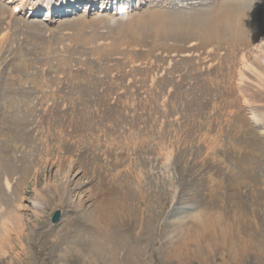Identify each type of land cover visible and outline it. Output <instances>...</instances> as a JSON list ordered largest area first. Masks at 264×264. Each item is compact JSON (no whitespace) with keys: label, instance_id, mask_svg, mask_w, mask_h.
<instances>
[{"label":"bare ground","instance_id":"bare-ground-1","mask_svg":"<svg viewBox=\"0 0 264 264\" xmlns=\"http://www.w3.org/2000/svg\"><path fill=\"white\" fill-rule=\"evenodd\" d=\"M74 1L76 0H7V2L0 0V230L7 231L9 227H12L18 234L25 230L26 222L22 212L24 203L19 189L23 184L22 181L27 179L32 167L42 163H49L51 167L56 168L57 179L60 180V186L57 190L61 195L60 201L66 199L70 194L79 197L78 201L72 202L73 209H76L77 215L82 218V227L85 228L84 233L86 232L90 236L95 251H99L101 254L106 252L109 255L108 260L104 264H117L115 256L119 252L120 244L128 245V248L124 247L121 249L123 254H125L124 262L127 264H148L143 261L139 254V249L126 242L127 235L124 233L129 228H132L131 230L135 236L138 234L144 236L150 232L149 222L146 221L141 226L136 225V210L134 207L132 208V204L128 200L131 197H140L138 200L145 199L144 191L140 189L138 192L139 196H137L132 190L127 188V185L132 186L131 181H128L127 184L124 182L119 188L114 187V183L116 184V181L120 179L118 178L120 173H110L106 165H104L105 157L103 156L111 151L104 149L113 145L110 142V138L106 140L104 129H109L110 131L111 127L114 126L111 124L115 119L112 115L114 107L103 110L106 114L105 120L107 117L111 118V120H108L109 122L106 121L104 123L106 128H103V130H98L96 128L97 122L95 123L92 120V113L90 114L88 109L90 106L89 104L87 105V103L91 104V102L86 103L84 110L81 108L80 111H75L71 110V108L66 112L69 116L59 118L63 113L59 115L57 107L55 108L54 106V103L58 102L56 97L58 89H53L57 81L54 79L55 77L49 78L42 73H45L46 70L51 72L53 67L54 69L56 68L55 72L58 74L66 72V70L63 71L64 59H62L64 64L60 66L52 64L54 60L59 58L60 52L64 53L61 55L64 56L70 51L64 48V46L67 47L66 44H59L63 40L60 39L59 42L51 40L53 44H56L57 48V52L53 57L48 55L47 57H42L34 65L33 62L23 59L27 54L35 56L46 51L47 40L44 37H47V34L41 32L43 33L41 35L40 30L34 27V21H28L25 23L24 28H29L30 32L36 30L37 34L30 39H25L22 34L23 30L18 26L19 19L15 20L17 23L13 21V18H15L14 8L19 7L20 11L18 13H20L25 6H28L26 8L29 10L27 16L30 17L32 15L30 14L31 11L36 12L44 7L47 8L49 13L53 7L65 6L69 3L72 4ZM92 2L94 3L93 0ZM215 3V5H210V7L207 6L208 8L205 7L206 9H203V11H195L193 13L182 12L167 15L164 11L149 9L147 12L128 18L125 17L126 19L124 20L117 19L120 20L118 21V26H122L123 29L119 28L122 30L121 36L118 37V40L113 38L112 42L119 43L124 40L121 39L123 37L129 44L133 45L141 43L139 36L154 37L160 35L159 42L153 45V51L162 49L168 54L176 52L175 57L166 56L164 61L157 60L154 64H148L144 71L141 70L137 75L133 76L130 74L124 77V81H128L127 83L131 82L132 79H136V83L143 80L140 81V84L147 85H139L136 88V85L132 83L130 85H122L123 91L146 93L143 98H146L147 102L141 100V103H139L142 106L146 107L148 100L150 101L152 98L158 101V107L155 109L152 108L153 105L154 107L156 106L154 103H149L148 105V126L145 125L147 131L148 128L155 125L154 121L156 119L159 120V123L168 117H171V120L173 118L175 121L178 119L176 123H170L168 128L163 127V129H160L159 126L162 128L161 125L154 126L155 134H158L156 138L159 144V147L156 145L158 149H156V158L154 159L161 162L171 161L173 154L176 152L172 144H176L178 148L182 145L183 138V144L185 145L187 136H190L195 140L196 146L193 148H197L199 142H201L199 146L204 148L203 154L199 153V151L194 152L192 159L200 161L209 159L210 165L215 163L219 165L221 162L225 165L222 157L213 153V147L216 145L221 146L223 144L222 136L225 135L224 144H228L229 147L233 144L232 147L236 151V155L238 157L244 156L243 160L238 161L228 171L230 172L228 178L230 180L232 178V181H235L233 173L238 175V172L241 174L245 170L250 171L257 164L255 158H257L261 150L259 148V143H261L259 135L264 132L261 131L264 130V0H219L218 3ZM51 18L54 17L51 16ZM103 19L98 18L97 20L100 25L104 24L106 26L103 23ZM63 23L66 22H59V24ZM79 26L82 29L84 27L80 24ZM168 40H172V45L167 44ZM191 41H194V45H188ZM85 43L87 44V42ZM122 43L124 42L122 41ZM178 43H181V45L178 46ZM114 45L109 46V48H113ZM149 45L151 43L147 46ZM38 46H40V49H37ZM6 48L8 49L6 50ZM62 48H64L63 51H58V49L61 50ZM4 49L6 50L5 52L3 51ZM71 52L72 54L79 53L77 51ZM7 53L9 54L7 55ZM90 53L97 55L96 61L98 63L102 56L100 54L103 51H100L99 48H94ZM123 53L130 55V58H140L141 56L139 54L136 57L131 55V53H126V51L118 52V54L122 55ZM150 53L152 54V51ZM72 54L69 59H72ZM183 56L196 58V64L190 65L186 63L189 62L190 58H184ZM77 61L78 59H76V63ZM80 61L83 62L82 60ZM71 62L69 61V64ZM119 63L117 61L115 65L111 64V66H114L113 69H109L108 65L103 68L113 74L114 70L121 69L122 66H116ZM35 68L39 69V73L34 70ZM102 69L101 71H103ZM24 71L27 74L28 72L31 73L30 78L27 79L28 81H25L26 79L23 76H19L15 83L11 82L14 80V72L21 75ZM93 71L96 73L95 69ZM91 73L82 80H78L81 76L78 72L75 75L70 74V72L67 73L68 77L66 76V79L69 80L72 92L80 89V91H76V95L68 94L69 97L67 98H75L79 102L82 99L83 102L88 91L91 90L90 88H95L96 92V87L99 90V87L104 88L106 83L99 78L92 79ZM119 73L120 71L114 73L112 79H109L113 80L115 76H118V78L124 76L123 71L121 74ZM162 74L164 75L160 76ZM187 74L195 75V81L189 83V85L187 83ZM43 76L45 77L44 85L40 84ZM108 76L111 75L108 74ZM146 76L150 79L144 80L147 78ZM104 77L106 78V75ZM117 79L116 81H118ZM120 81H122V78ZM29 82H31V85L28 86ZM23 83H25L24 86ZM181 84H184V86ZM213 84L216 85L214 86L217 89L214 92H210L208 87L211 90ZM41 85L42 90L45 92L39 88ZM115 85V82L112 85L108 84L107 89L101 90L100 101H102L101 98L104 96L112 98L114 92L121 88L119 85L116 88L111 87ZM66 86L68 84H65L64 87ZM49 87L51 89L47 90ZM183 87L185 88L184 90ZM37 88L43 93L36 91ZM171 89H173L172 93L168 95ZM199 92L201 93L200 98L196 94ZM191 95L194 96L190 98ZM124 96V100H120V103L129 104L135 110L137 105L129 103L130 100H128L126 93ZM115 97L119 99L121 96ZM207 97H210L209 102H215L211 103L212 105L215 104V106L221 107V110H218L222 111V115H217L214 119L211 117L212 119L209 120H205L206 116L203 118V109L206 105L202 103V100L203 98L207 99ZM117 101L119 103V100ZM183 102H186L184 103V108L194 111V115H192L191 111L187 116L178 108V105ZM93 104L95 106L99 105L95 102ZM94 105L90 107L91 109L93 108L92 111L95 109ZM96 110H98L97 107ZM211 112L214 114L213 110ZM72 116L74 119H72ZM185 117L187 120L184 119ZM204 120L205 122H203ZM130 123L132 127H138L140 118L131 119ZM221 123H225L224 127H222ZM210 128L213 130L215 128L216 130L209 134ZM132 129L127 131L130 132L129 135H133ZM150 130L153 132V129ZM72 131L73 133H71ZM152 134L154 136V132ZM118 137V135H115L113 139ZM231 138L232 142H229ZM73 139L78 144L76 147L74 146L75 150H78V146L80 149V145L87 144L89 148L86 150L90 152L78 155V158L72 157L73 153H70V149H72L73 143L71 144V142ZM130 139L133 147L139 142L143 143V141L134 139V136ZM127 141L128 139L125 138V144ZM92 144L94 149H91L90 145ZM34 145H37L38 148ZM65 148L68 151H65ZM37 152L38 154L35 157L34 154ZM249 152L251 153L249 154ZM74 153L76 154V152ZM97 155L98 161L95 159ZM101 156L103 157L102 159ZM247 157L251 159H246ZM73 158L77 159L74 160ZM114 159L118 160L119 158L115 157ZM254 161L255 163L251 165ZM204 166V164L193 166L189 175L193 176L192 186L200 185L204 191L203 195L207 194L208 199L203 201V205L190 209L187 213V217H190L189 222L184 217L175 219L173 222L174 226L170 231V233H176L175 237L171 234L165 235L166 245L163 247L165 260L172 261L171 259L174 258L173 260H176L178 264H194L192 258L195 257L199 259L196 264H213L212 258L215 257L213 253L215 252L216 254V251L223 253L221 245L227 246V253L233 260H242L250 252L248 246L249 243L251 244L250 233L248 229L246 231L243 230V223L239 217L241 214L236 210L229 209L227 211V222L220 229L219 223L224 218L223 213L217 209L216 205L208 207L207 203L213 201L218 194L215 191L214 183L219 182V180L212 178V173L207 172V175H205L206 169L204 170L205 176L202 182H200L199 178L196 179L200 174L197 173L199 168L204 169ZM36 169L33 171H36ZM215 169L221 170L218 167ZM223 171H227V168ZM17 174L19 175L15 182H12ZM76 176H79L80 179H87V181L82 182L78 178L79 182L75 180ZM73 183L75 187L70 190V185ZM48 184L46 183V185ZM232 184L235 185V182ZM51 186L56 188L53 183H51ZM87 191L88 193H86ZM7 192L11 193L12 197H8ZM35 192L38 193L42 200L46 199L45 192V194L41 193V190L38 192L37 188ZM83 192H85L84 195ZM232 197L231 195L230 202H234ZM36 200L38 201L39 199H35L32 203L33 214L39 216ZM71 223L72 221L70 220L69 224ZM169 223H171V220ZM65 224L66 227L69 226L67 222ZM123 230L125 231L122 232ZM1 240L2 237L0 235V242ZM222 240L225 243H222ZM190 243H194L195 247L198 248L193 254L188 247ZM201 245L203 247L202 250ZM257 247L255 254H257V257L260 256V258L264 259V241L258 243ZM3 254L5 252L2 251Z\"/></svg>","mask_w":264,"mask_h":264},{"label":"rangeland","instance_id":"rangeland-1","mask_svg":"<svg viewBox=\"0 0 264 264\" xmlns=\"http://www.w3.org/2000/svg\"><path fill=\"white\" fill-rule=\"evenodd\" d=\"M162 1H166L165 2L166 8L172 6L174 10L177 11L178 9V12H169V11L167 12L161 10L164 11L167 15L177 14L182 12H190V13H193L195 11L199 12V11H203V9L210 7V5H214L213 3L219 2V0H142L141 1L142 4L138 8L128 11L127 13H124L119 16L110 15L109 13L106 12L101 14L93 13L92 15H84L83 13L78 11L68 16H63L58 18L55 17L51 19V21L41 20L42 16H32L29 18L25 17V12L27 10L24 9L19 14L17 13L15 14V18H13V21L19 19L18 21L20 24L18 23V26L21 27V30H23L22 34L25 39L26 38L30 39L33 35L37 34L36 30L34 32L33 31L30 32L31 30L29 28H24L25 23H27L28 21H32V22L34 21L33 22L35 23L34 27L40 30V34L41 35L43 34L41 32H45L44 34H47V37H44L47 40V44H46L47 46L45 47L46 51L43 52V54H39L35 56L32 54H27L26 56L23 57V59L33 62L34 65V63L42 57H47V55L53 57V55H55V53L57 52V48H56V44H53L51 40L54 42L55 41L59 42L60 39L63 40V42L61 41L59 42V44L60 45L63 43L66 44L68 48L65 46L64 48L70 51L69 53L67 52V55L64 56H61L64 53L62 54L60 52L59 58L56 59L58 61L54 60L55 62L53 61L52 64L55 66L58 65L60 66L64 64L62 62V59H64L65 64L63 65L64 68L63 71L66 70V72L58 74L57 72H55L56 68L54 69L53 67V69L52 68L51 69L54 75L52 74V71L50 72V70L49 71L46 70L45 73H42L49 78L55 77L54 79H56L57 81V84L54 85L55 87L53 86L54 87L53 89L54 90L58 89L56 96L58 98L57 99L58 102L54 103V106L55 108L57 107L56 109L59 115L63 113V115L62 116L60 115L59 118H63V117L65 118L69 116L66 113L68 109L72 108L71 110L80 111V109L83 108L84 110L87 102H91V104L87 103V105L89 104L90 107L93 106L94 105L93 103L95 102L99 104L98 105L99 107L97 105L96 106L94 105L95 109L93 111H92L93 108L91 109L90 107H88V109L90 110V114L92 113L91 116L93 122L95 123L97 122L96 128H98V130H103V128H106L104 123L106 121L109 122L108 120H111L110 117H107V119L105 120L106 114L103 112V110L105 108L114 107V111L112 115L115 119L113 120V123H111L114 126L111 127L110 131L109 129L108 130L104 129L105 131L104 133L106 135L105 137H107L106 140L110 138V142L113 144L109 148L104 149V150L109 149L112 151V152L110 151V153H108L107 155L103 156L105 157L104 165H106L110 173L111 172L120 173L118 175L119 176L118 178L120 179L116 181V184L114 183V187L119 188L124 182L127 184L128 181H131L132 186L127 185V188L132 190L137 196H139L138 192L140 189L144 191L145 199L138 200L140 197L138 198L131 197L128 200L129 202H131L132 208L134 207L136 210V217H137L136 225L141 226L142 223H145L147 221L150 224V232L144 236L141 234L135 236V234L131 230L132 228H129L126 231L125 230L122 231V232L125 231L124 233L127 235L126 242L139 249L140 252L139 254L143 258V261L147 262L148 264H170V262H172L171 264L177 263L176 260H173L174 258L171 259L172 261L165 260L164 258L163 247H165L166 245L165 235L171 234L172 236L175 237L176 233L174 232L170 233L172 227L174 226L173 222L175 221V219L178 217H184L185 220L189 222L190 217H187L188 216L187 213L190 211V209L196 206L203 205V201L208 199L207 194L203 195L204 191L200 187V185L192 186V181H194L193 176L189 175L190 174L189 172L193 166H200L204 164L205 165L204 169L201 167L199 168V171L197 173L200 174L198 177H196V179L199 178L200 182H202L203 177L207 175L208 172V173H212L211 175L212 178L214 177V179L219 180V182L214 183L215 191L218 194L215 196L214 200L208 202L207 205L208 207L211 206L213 207L214 205H216L217 209L223 213L224 218L223 220H221L222 222L219 223L220 229H222L225 223L227 222L226 221L228 218L227 211L229 209L236 210L241 214V216L239 217L241 218L243 223V230L246 231V229H248L250 233L249 238L251 241V244L250 243L248 244L250 248V252L249 254H247V256L243 257L242 260L241 259L233 260L232 258H230L229 253H227V246L221 245V247H223L222 249L223 253H219L217 251L216 254L215 252L213 253V255L215 256L212 258L213 264H221V263L263 264L264 259L260 258V256L257 257V254H255L256 252L255 250L258 248L257 247L258 243L264 241V132H261L262 135H259V139L261 140V143H259V148H261V150L259 153L260 156L258 154L257 158H255L257 164L253 166L252 170L250 171L245 170V172H242L241 174L238 172V175L237 173H233L232 175L235 176L233 178L235 181H232V178L231 180L228 178V174L230 173L228 171L230 168L234 167L238 161L243 160L244 156L238 157L236 155V151L232 147L233 144L230 147L228 144H224L225 135L222 136L223 144H221V146L216 145L215 147H213V151H214L213 153L217 156L220 155L222 157V160L225 161L224 163L225 165H223L222 162L219 165L217 163L210 165L211 163L209 162V159L204 161H200L198 159H192L193 158L192 154L194 152L199 151V153L203 154L204 148L203 146H199L201 145L200 144L201 142H199L197 148H193L196 146V144L194 138H191L190 136H187L185 145L183 144V138H182V145H180L178 148L176 147V144H172V147H174V150L176 152L173 154L171 161L169 162L157 161L154 158H156L155 153L157 152L156 149H158L159 144L157 143L158 140L156 138L158 134H155L156 131L154 126L161 125L162 128L159 126L160 129H163V127L168 128L170 123L172 122L176 123L178 119H176L175 121L172 118L173 120L172 121L171 117H168V118H164L162 122L160 121V123L159 120L156 119V121H154L155 125L152 127L150 126L151 128H148L147 131L145 125L148 126V114H147L149 112L148 105L149 103H154L156 106L154 107L153 105L152 108L155 109L156 107H158V101L155 98H152L153 100L152 99H150V101L148 100V103L145 107L139 103H141L140 102L141 100L143 102L146 101V98H143L145 97L144 94L146 95V93L144 94L135 93V92L131 93L132 91H130L129 93L128 90L127 91L122 90L123 89L122 85L125 84L130 85L132 83L133 85H136L135 88L139 85H147V84H140V81L143 80H140L138 83H136L135 81L136 79L133 80L132 78L131 79L133 81L131 80V82L129 81V83H127L128 81H124L125 76H128L130 74H132L133 76L137 75L141 70L144 71V69L148 66V64H154L156 63L157 60L164 61V58H166V56L173 57L174 55H176L175 54L176 52H172L168 54V52L162 51V49L153 51L154 48L153 45L159 42L158 39L160 35H156L154 37L139 36L141 39L140 40L141 43L133 44V45L129 44L126 41V39L123 37L121 39H124L122 40L124 43H122V41H120L119 43L112 42L113 38L118 40V37L121 36L122 33L121 29H123V27L118 26L119 25L118 21L122 19L124 20L136 14L144 13L149 9H156L157 5L159 6ZM5 2H7V0H5ZM177 6H182V7H177ZM42 14H43V10H42ZM98 18L99 19L104 18L103 23H105V25L108 27L104 26V24L100 25V22H98L97 20ZM108 19L110 20V22L111 21L113 22L110 23ZM77 20L80 21L78 22ZM58 21L59 22L62 21L66 23L59 24ZM15 22L17 23V21ZM79 24L84 26L83 29L79 26ZM57 32L60 33L57 34ZM85 42H87V44ZM191 42H189L188 45L191 44ZM150 43L151 45L147 46ZM113 44H115L113 48H109V46H112ZM167 44L172 45V40H168ZM13 45H11V47H13ZM180 45L181 43H178V46ZM64 48H62L61 50L58 49V51H63ZM94 48H99L100 51H103V53L100 54L102 56L98 63L96 61L97 55H92L90 53V51H92ZM7 49L8 48H6V50ZM37 49H40V46H38ZM6 50L4 49L3 51L5 52ZM71 51H77L79 53L72 54ZM125 51L128 54L131 53V55L136 56L140 54L141 56L140 58H135V57L130 58V55H126L124 53L123 55L118 54V52H125ZM151 51L152 54L150 53ZM8 54L9 53H7V55ZM71 54H72V59H69L71 57ZM183 57L190 58L189 62H186L190 65L194 64L195 61L197 60L196 58H192V56H183ZM76 59H78L77 63H76ZM79 59L82 60L83 62H81ZM69 61H72L71 64H69ZM117 61H119L120 63L117 64L116 66L118 67L122 66V67L121 69L114 70L113 74L118 71H120L119 74H121L123 71L124 76L121 77L122 81H120L121 78H118V76H115L116 78L113 77V80H111L113 74L112 73L110 74V72L105 71L103 68L104 66L108 65L109 69H113L114 66H111V64L115 65ZM85 62L88 63L85 64ZM94 69L96 73L94 71L92 72V70ZM101 69L103 71H101ZM34 70H36V72L39 73V69L35 68ZM69 72L72 75H75L76 72L80 73L81 76L79 77L78 80L84 79L85 76H89V74L92 72L91 73L92 79L99 78L103 80V82L106 84L104 85V88L99 87L100 90L98 89V87H96L97 92L95 88H90L91 90L89 89L90 91H88L86 97L84 98V100L87 101L82 102L81 99L79 102L78 99L74 98L75 99L74 100L73 98L72 99L67 98L69 97V95H76L77 93L76 91H80V89H78L72 92L69 86V80L66 79L67 73ZM30 74H31L30 72H28L27 74L25 71L21 75L16 74L14 72L13 74L14 80L11 82L15 83L17 77L19 76H23L26 79L25 81H28L27 79L30 78ZM108 74L111 76H108ZM105 75L107 79L104 77ZM163 75L164 74L160 76ZM187 76H188L187 78L188 85L189 83H193L195 81L194 80L195 75L187 74ZM44 78L45 77L43 76V80L41 79L42 82H40V84L42 85H44L45 83ZM116 79L118 81H116ZM148 79L150 78L147 77L144 80H148ZM58 81L61 82V85L60 82L58 83ZM114 82L116 85L111 87L116 88L119 85V87L121 86V88H119L118 91L114 92L112 98H109V96H104L101 98L103 102L100 101L99 97L101 94V90L105 88L107 89L108 84L112 85V83L114 84ZM117 82H124V83L118 84ZM25 83H23V86L25 85ZM65 84H68V86L64 87ZM29 85H31V82L28 83V86ZM42 85L39 87L41 88V90H42ZM181 85L184 86V84ZM214 85L215 84L211 86L212 91L208 87V90L210 92L216 91L217 88L215 87L216 85L215 86ZM50 89L51 87H49L47 90ZM184 89L185 88L183 87V90ZM41 90L39 91L38 88L36 89V91H39V93L45 92L44 90H42L43 92ZM172 90L173 89H171L168 95L172 93ZM125 93L126 96H128V100L130 101L132 100V102L129 101V103H134L137 105L135 110H133V107H131L129 104L120 103V100H124L123 98L125 97L124 96ZM133 94L135 95V97ZM196 94L198 98L201 97L200 92ZM115 96H121L120 98L122 99L120 98L118 99V97L116 98ZM193 96L194 95H191L190 98ZM209 98L208 97L207 99L203 98L202 100L203 101L202 103L206 105V107L204 108L205 110L203 109L204 113L202 114L204 115L203 118H205V116L207 117L205 118V120H209L212 118L214 119L217 115H222L221 114L222 111H220L221 107L215 106V104L212 105L211 103H215V102L212 101L209 102L210 101ZM117 100H119V103H117L118 102ZM184 103L186 102L179 104L178 108L183 113H185V115L188 116V114L192 110H186L184 108L185 105ZM159 104L161 105V103ZM207 106L209 107V111ZM96 107L98 110H96ZM212 110L214 114H212L211 112ZM191 113L192 115H194L193 114L194 111H192ZM134 118H140V125H138V127L135 126L132 127L130 123L131 119ZM72 119H74L73 116ZM184 119L187 120L186 117ZM205 120L203 122H205ZM224 124L225 123H221L222 127H224L223 126ZM178 125L180 126V124ZM132 128H134L135 130ZM131 129L134 132L133 135L132 134L129 135L130 132H127L129 130L131 131ZM150 129H153L154 136L152 134L153 132ZM214 130L216 129L214 128ZM214 130L210 128L209 134L214 132ZM71 133H73V131ZM112 135L113 136L118 135L119 137L113 139ZM133 136L134 139H137V141L139 140L143 141V143L139 142L135 147H133V144L131 143L132 141L130 139L131 137L133 138ZM124 137L128 139L126 144L124 142L125 140ZM232 138L229 142H232ZM188 140L189 142H187ZM72 143H73L72 149H70V153L71 154L73 153L72 157H77L78 155L81 154L84 155L90 152V151L87 152L86 150L89 148V145L87 144L83 146L80 145V149L78 146L77 147L78 150H75V147L78 144H76L74 139L71 142V144ZM68 144L70 145V143ZM90 146L91 149H94L93 144ZM65 151L68 150L65 148ZM74 152H76V154ZM250 153L251 152H249V154ZM36 154H38V152L34 154L35 157L37 156ZM103 157L101 156V159ZM115 157H118L119 159L115 160L114 159ZM77 158H73V159L75 160ZM95 159L96 161H98V155L96 156ZM246 159H251V158L247 157ZM255 161L251 165H253ZM216 167H218L221 170L218 171L217 169H215ZM226 168L227 171H223L226 170ZM31 169L32 170L30 171L32 173L29 172L28 174L29 177L27 176V179H24L22 181L23 184L19 189V192L22 193V198H23L22 201L24 203L23 204L24 208L22 212L24 214L23 217L25 218L26 228H24L25 230L19 234L12 227H9L7 231L0 230V235L2 237V240L0 242L1 245L0 264H104L105 261L108 260L109 255L106 252L101 254L99 251H95L90 236L86 232L84 233L85 228L82 227V218L79 215H77V210L73 209L74 206L72 202L78 201L79 197L70 194L69 196L66 197V199H62L60 201L61 195L59 191L57 192L58 187L60 186V180L57 179L58 176L55 172L56 168L53 166L51 167L49 163L38 164L37 166H34ZM35 169L36 171H33ZM205 169H206V174L204 173ZM18 175L19 174L14 176L12 182H15V179L18 177ZM79 176H76L75 180H78ZM79 180H81L82 182L87 181V179H80V178ZM50 181L51 183H53V185L56 188L51 186ZM234 182L235 185L232 184ZM46 183L49 184L46 185ZM74 187L75 184L74 183L71 184L70 190ZM36 188L38 189V192L41 190V193L44 192L46 193V194L44 193L46 199L42 200L40 198L38 193L35 192ZM86 193H88V191ZM84 194L85 192H83V195ZM231 195L233 196L232 200L234 202H230ZM7 196L12 197L11 193L9 192H7ZM35 199H39L38 201L36 200L38 204L39 216L33 214L32 203ZM232 205L233 207H231ZM70 220L72 221L71 224H69ZM170 220L171 223H169ZM65 222H67L69 226L66 227ZM222 243L225 242L222 240ZM195 246L196 245L194 243H190V245L188 246L192 250V254L196 252L197 247ZM124 247L128 248V245L120 244L119 246L120 248L118 249L119 252L115 256V260L117 264H127L126 262H124L125 254H123L121 250ZM200 247L202 250L203 248L202 245ZM2 251L5 252V254L2 255ZM192 259L194 260V264L197 263L196 261H199V259H196L195 257H193Z\"/></svg>","mask_w":264,"mask_h":264}]
</instances>
